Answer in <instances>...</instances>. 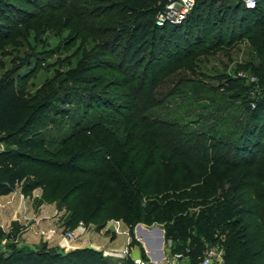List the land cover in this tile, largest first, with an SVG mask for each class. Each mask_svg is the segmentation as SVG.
<instances>
[{
    "label": "trees",
    "instance_id": "16d2710c",
    "mask_svg": "<svg viewBox=\"0 0 264 264\" xmlns=\"http://www.w3.org/2000/svg\"><path fill=\"white\" fill-rule=\"evenodd\" d=\"M21 1L46 14H68L72 9L61 3L40 7L33 0ZM104 1L106 10L118 9L114 22L119 27L112 41L127 36V52L113 53V61L96 66L83 64L81 60L64 75H55L52 81H47L44 86L51 93L43 98L37 91L31 94L24 79L16 81L10 75L0 78V134H5L3 141L9 143V147L0 152V197L12 193L29 179L33 181L25 184L24 194L52 185L56 191L67 185L61 201L72 204V220L94 221L109 213L107 217L121 218L131 227L163 224L165 241L171 242V251L188 249L192 264L202 256L204 241L223 250L224 264H247L250 246L259 239L254 240L253 233L249 232L252 223L235 216L243 210L241 206L252 190L256 206L247 209L246 214L254 212L252 215L258 223L264 221V194L256 193L254 181L249 180L264 176L253 172L256 165L253 153L263 152V143L244 140V143H237L236 137L238 134L240 137L243 124L236 117L231 127L218 130L213 136L211 131L217 123L208 130L201 127L197 121L200 115L194 111L192 103L180 113L177 112L180 106L172 101L170 109L159 111L165 103L168 75L175 70L176 64H186L189 55L167 65L152 66V63L158 57V42L165 36L173 37L186 23H196L195 27L200 30L203 22L205 29L210 22L220 25L219 28L229 19L242 22L244 17L259 9L260 0L253 10L245 9L238 0L222 5L216 21L214 4L219 0H196L182 24L163 27L156 25V16L168 0ZM9 5L0 0V11ZM38 16L39 13L30 12L20 24L30 26L29 22ZM38 19L29 29L41 34L50 28L52 16L41 15ZM26 28L18 31L10 41H6L10 36L5 35L0 48L14 45L23 37ZM249 40L259 60L256 71L261 73L259 81L264 90V20ZM148 42L151 43V60L142 66ZM112 44L108 42L95 54L107 52ZM163 48L159 51L166 55ZM189 70L194 72L192 67ZM186 81L191 82L179 78L174 86H184ZM239 87L237 79L228 78L224 87L206 88L199 84L191 87L189 94L195 103L203 99L200 96L202 88L210 92H229ZM240 96L238 93L229 98L239 100ZM53 104H74L77 108L70 110L71 117L65 114L63 120H59L60 113L56 112V117L49 115L52 109H57ZM45 110L49 112L43 114ZM60 111L68 113L65 107ZM263 111L264 99L253 107L247 106L248 122ZM47 127H50L48 134ZM92 156L100 158L88 160L86 167L77 166ZM239 156L243 161L236 160ZM238 170L245 171L237 175ZM193 209L199 211L194 214ZM244 220L247 221L245 225ZM262 233L261 239L264 229ZM218 238L222 242L217 243ZM97 255L92 250H79L61 257L45 247L38 251L23 248L0 255V264H62L67 260L95 264ZM141 257L147 259L145 255ZM126 264L136 263L127 259Z\"/></svg>",
    "mask_w": 264,
    "mask_h": 264
},
{
    "label": "rangeland",
    "instance_id": "374dc122",
    "mask_svg": "<svg viewBox=\"0 0 264 264\" xmlns=\"http://www.w3.org/2000/svg\"><path fill=\"white\" fill-rule=\"evenodd\" d=\"M33 1L40 7L61 3L67 7L72 6V9L68 14H65V12H48L46 14L39 12L35 6L27 5L21 0H5L11 6L9 5L3 11H0V31H2L0 41H4L5 35L10 36L6 38V41H10L18 31L27 28L22 34L23 37L17 39L14 45L8 44L0 48V78L4 75H10L16 81L24 79L31 94L37 91L38 94H42L40 98H43L51 93L50 89L45 88L44 84L47 81H52L55 75H64L67 70L77 66L81 60L83 64L96 66L106 61H113V53L114 55H120L121 51L127 52L129 49L127 36L121 37L117 42L112 41L119 27L114 22V15L118 13V9L106 10L105 7L107 6L105 5L107 4L104 0ZM113 1L118 2L120 0ZM232 3H236V0H219L217 3L215 2L214 16H216L214 21L220 15L218 14L219 8H223L222 5L226 6ZM19 10H21V13ZM30 12L39 13L38 18L41 15L45 17L47 15L52 16L50 28L41 34L40 32L36 34L31 28L29 29V27L35 26L39 20L38 18L29 22L30 26L28 24L22 26L20 23L27 18ZM244 18L242 22L236 18L226 20L221 28H219L220 25H211L210 22V26L205 29L203 25L206 23L203 22L201 27L199 26L200 30L195 27L196 23L192 24L193 22H191L190 25L186 23L183 28L177 29L173 37L165 36L158 42V45L156 43V55L158 57L153 61L152 66L167 65L172 61H177L176 59L189 55L186 64H176L174 66L175 70L168 75V83L164 88L165 103L158 110L164 112L167 108L170 109L169 102L172 101L177 102L180 106L177 110L180 113L188 109V103H192L194 111L200 115L197 121L200 122L201 127L208 130L217 123V126L212 128L211 131L213 136L216 135V131H225V129L231 127L236 117L242 120L243 125L240 129V137L238 134L236 137V140H238L235 141L237 143H263L262 149H264V111L259 117L253 118L249 122L248 114L245 112L247 106L251 105L253 107L258 101L264 99V90L259 81L261 73L256 71L259 60L256 57L255 48L251 46L249 40V37L255 33L256 29H259L261 22L264 20V0H260V7L257 11ZM16 23L18 24L16 25ZM108 42L113 44L107 52L102 51L95 54L100 51V47L105 46ZM161 47L166 50V55L159 51V48L162 49ZM150 50L151 43L148 42V46L145 47L142 66L151 60ZM171 52L173 53L172 56H170ZM171 65L170 67H172ZM191 67L194 68V72L189 70ZM179 78H185L191 82L186 81L184 86L181 84L176 87L174 84ZM228 78L237 79L242 88L239 87V90L229 92H221V90L210 92L204 91L205 88H202L200 96L203 99H198L195 103V99L192 101L193 96L189 94L191 87L199 84L200 87L204 85L206 88L207 86L218 87L219 85L224 87ZM238 93L241 94L239 100L229 98L231 95ZM53 105L58 110L52 109V106L49 108V111L52 109L49 115L56 117L55 114L58 112L60 113L59 120H63L65 114L71 117L70 110L74 111L77 108V105L74 104H67L66 106L62 104ZM63 107L66 108L68 113L60 111ZM49 111L45 110L43 114ZM201 116L204 118L201 119ZM68 120L71 119L68 118ZM247 125L249 128L247 127L244 131L243 129ZM49 128L45 129L47 134ZM4 137L5 134H0V143L5 150L9 147V143L3 141ZM99 158L100 156L88 157L84 159V162L78 163L77 166L86 167L85 163L88 160L97 161ZM253 159L256 161L253 172L264 174V151L258 153V150H256L253 153ZM236 160L243 161L241 156L237 157ZM91 167L94 168L95 166L92 165ZM243 171L245 170H238L237 175ZM260 176L263 179L264 176ZM262 179L249 178L250 181H254L256 193L261 192L264 194ZM32 181L33 179L24 181L12 193L0 197V255H8L16 249L27 248L38 251L45 247L61 257L79 250L95 251L98 254L95 264H126L127 259L133 260L142 255L151 257L143 237L136 232L137 225L131 227L126 225L121 218H109L107 217L109 213L94 221L72 220L70 218V206L72 207V204L61 201L65 189L68 188L67 185L56 191H53L55 185H52L50 188H38L24 194L23 187ZM45 191H48V193L45 194ZM250 191L252 194L249 198H246V203L244 202L245 204L243 203L244 205L241 206L243 210L235 218H242L247 220L248 223H252L249 232L253 233L254 240L259 239L258 243L253 242L250 246V258L247 264H264V237L261 239L260 236V234H263L264 221L258 223L256 217L252 215L254 212H251V215L246 214L247 209L252 210L256 206L253 191ZM262 207L264 208V200H262ZM198 211V209H193L192 213L195 214ZM41 215L48 216V218L38 220L39 217H42ZM245 220L244 225L247 222ZM80 224L85 225L84 232L78 231ZM142 226L150 230L153 227H158L164 232L163 224L155 223L150 226ZM53 228L75 231L76 234H79L65 249L60 246L59 239L54 238L50 242H46L40 235L41 230L48 231ZM38 230L40 231L38 232ZM137 235L140 236V239ZM220 241L222 242V239L218 238L217 243ZM209 245V241H204V248ZM126 249L129 250L130 255L125 257L117 255L122 254ZM145 251L148 254H145ZM105 252L112 254L104 255ZM61 263L76 264L73 260Z\"/></svg>",
    "mask_w": 264,
    "mask_h": 264
},
{
    "label": "built area",
    "instance_id": "2783aa9c",
    "mask_svg": "<svg viewBox=\"0 0 264 264\" xmlns=\"http://www.w3.org/2000/svg\"><path fill=\"white\" fill-rule=\"evenodd\" d=\"M196 0H168L164 8L156 16V25L163 27L165 25H180L182 24L195 5ZM245 9L253 10L258 5V0H238ZM4 149L0 143V152ZM40 230H38L39 232ZM79 232L85 231V225L80 224L78 227ZM79 234V233H78ZM75 231H65L59 229H50L48 231H40V235L44 241L50 242L54 238L59 239V244L62 248H68L77 235ZM112 253L105 252L104 255ZM145 254H148L145 251ZM115 255V254H114ZM121 257L130 255L129 250H124L123 253L117 254ZM136 264H192L189 257V250L172 252L171 242L164 241L163 245V258L160 261H155L151 257L143 259L138 256L133 259ZM195 264H224V252L220 247L208 246L203 251L202 256Z\"/></svg>",
    "mask_w": 264,
    "mask_h": 264
},
{
    "label": "water",
    "instance_id": "95a60500",
    "mask_svg": "<svg viewBox=\"0 0 264 264\" xmlns=\"http://www.w3.org/2000/svg\"><path fill=\"white\" fill-rule=\"evenodd\" d=\"M136 232L143 237L146 248L150 251L151 258L155 261H160L163 258V245L165 241L163 230L158 227H153L150 230L139 224L136 227Z\"/></svg>",
    "mask_w": 264,
    "mask_h": 264
},
{
    "label": "crops",
    "instance_id": "0c3cea01",
    "mask_svg": "<svg viewBox=\"0 0 264 264\" xmlns=\"http://www.w3.org/2000/svg\"><path fill=\"white\" fill-rule=\"evenodd\" d=\"M41 216H42V215H41ZM41 218H42V219H47V218H48V216H44V215H43L42 217H39V219H38V220H42Z\"/></svg>",
    "mask_w": 264,
    "mask_h": 264
}]
</instances>
